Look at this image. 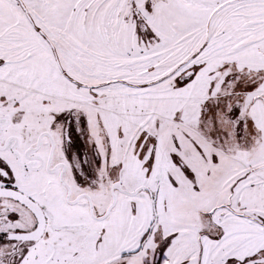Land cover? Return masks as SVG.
<instances>
[{
	"label": "snow or ice",
	"instance_id": "snow-or-ice-1",
	"mask_svg": "<svg viewBox=\"0 0 264 264\" xmlns=\"http://www.w3.org/2000/svg\"><path fill=\"white\" fill-rule=\"evenodd\" d=\"M0 264H264V0H0Z\"/></svg>",
	"mask_w": 264,
	"mask_h": 264
}]
</instances>
